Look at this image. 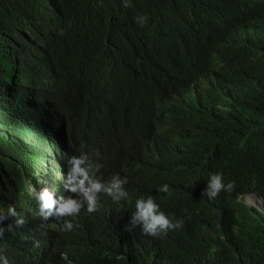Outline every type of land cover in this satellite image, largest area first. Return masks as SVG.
<instances>
[{"label":"trees","instance_id":"1","mask_svg":"<svg viewBox=\"0 0 264 264\" xmlns=\"http://www.w3.org/2000/svg\"><path fill=\"white\" fill-rule=\"evenodd\" d=\"M213 1L0 0V214L15 210L12 223L20 222L10 230L0 224V252L8 244L25 245L28 225L36 226L37 199L25 178L40 176L48 141H35L32 133L49 132L61 119L60 124L69 123L72 132L90 140L99 117L111 147L103 138L96 144L112 176L120 175L122 161H128V140L146 149L150 133L141 130L140 116L148 105L95 109L105 101L109 85L125 80L141 88L143 96L155 91L168 97L174 91L181 97L166 99L170 120L179 123L178 145L164 161L150 163L152 172L128 180V192L135 199L142 194L138 182L152 180L156 196L183 226L163 240L147 239L145 247L123 236L105 206L82 211L71 222L72 230L45 236L51 264H264V215L243 202L251 193L264 201V76L252 81L250 96L242 102L244 116L225 110L234 87L246 80L243 61L259 55L235 34L259 18L237 6L228 19L223 2L243 0ZM140 15H147L148 31L175 41L174 57H164L158 69L127 55L123 27ZM118 60L126 71L113 70ZM179 64L188 71L180 84L172 81ZM31 102L35 112L25 109ZM214 123H220L219 130L209 129ZM120 124L125 126L118 141ZM78 147L87 148L82 140ZM137 166L134 160L131 171ZM213 173L235 182L225 200L204 194ZM163 185L169 189L164 195L159 191Z\"/></svg>","mask_w":264,"mask_h":264},{"label":"clouds","instance_id":"2","mask_svg":"<svg viewBox=\"0 0 264 264\" xmlns=\"http://www.w3.org/2000/svg\"><path fill=\"white\" fill-rule=\"evenodd\" d=\"M213 2L209 0V5ZM249 2L253 5H247ZM223 4L228 19H231L237 6L254 12L259 18V22L251 27L241 28L235 34L238 40L255 47L260 55L243 61L246 80L234 87L232 98L226 102V111H232L242 117L247 113V108L242 102L250 96L252 81L255 77L264 76V0H243L240 4L224 1ZM137 18L138 22L123 27L127 31V55L136 60L145 59L158 69L163 64L164 57H174L175 41L164 33L148 31L147 15ZM113 70L126 71L125 63L118 60ZM187 73V69L179 64L178 75L172 81L178 84L185 82ZM108 89L105 101L95 106L97 112L102 108L113 112L120 110L121 106L127 110L136 102L148 105L140 116L141 130L145 129L150 133L149 138L145 140L148 146L143 151L138 150L136 142L128 140L124 154L128 156V161H122L120 175L112 176L111 165L103 153L102 146L96 144L103 138L108 147H111L109 136H105L100 129L105 121H101L99 117L93 126L90 140L82 138L79 131L72 132L69 123L60 124L61 119L55 126L50 127L49 132L32 133L33 140L48 141L45 148L46 162L40 176L32 180L25 178V181L31 184L30 191L37 199L34 206L36 226L28 225L30 236L25 245L12 243L8 244L6 250L1 249L0 264H51L45 236L50 234L61 237L65 230H72L71 222L82 211L94 212L103 206L120 225L123 236L141 246L147 247V244H144L147 239L163 240L181 230L183 220L171 218L162 201L156 196L158 188L152 180L138 182L142 194L137 198L132 199L128 192L131 184L128 180L152 172L153 170L149 169L150 163L164 161L172 146L178 145L174 133L178 130L179 123L170 120L167 100H179L180 95L173 91L172 95L167 97L153 91L150 95L143 96L141 88L131 86L125 80L117 81L114 86L109 85ZM25 109L35 112V103L31 102ZM86 110L88 112L87 107ZM124 126L120 124L116 132L118 141ZM220 127V123H214L209 129L217 131ZM135 129L138 130L136 127ZM52 132H55L54 139L51 137ZM198 139L201 141V138ZM79 140L87 146L84 152L78 147ZM134 160H138V166L137 170L132 172L130 166ZM206 184L204 194L210 199L219 197L220 200H225L226 191L232 192L235 187L234 181L226 183L219 173L211 174ZM159 191L164 195L163 192L169 191L168 185H163ZM247 197H251V204L245 201ZM243 202L251 210L256 209L264 215V201L257 194L246 195ZM15 217V210L4 211L0 214L1 226L4 229L7 227V230L15 228L20 224L12 223ZM2 235L3 229H0V236ZM160 250L161 248H158V251ZM211 252L215 253L217 249L211 246ZM117 259L123 260L125 257L118 256Z\"/></svg>","mask_w":264,"mask_h":264},{"label":"rangeland","instance_id":"3","mask_svg":"<svg viewBox=\"0 0 264 264\" xmlns=\"http://www.w3.org/2000/svg\"><path fill=\"white\" fill-rule=\"evenodd\" d=\"M245 201H247L248 204H251V197H247Z\"/></svg>","mask_w":264,"mask_h":264}]
</instances>
